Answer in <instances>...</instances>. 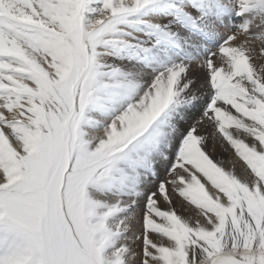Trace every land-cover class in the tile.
Masks as SVG:
<instances>
[{"label": "snow or ice", "instance_id": "1", "mask_svg": "<svg viewBox=\"0 0 264 264\" xmlns=\"http://www.w3.org/2000/svg\"><path fill=\"white\" fill-rule=\"evenodd\" d=\"M0 264H264V0H0Z\"/></svg>", "mask_w": 264, "mask_h": 264}, {"label": "rangeland", "instance_id": "2", "mask_svg": "<svg viewBox=\"0 0 264 264\" xmlns=\"http://www.w3.org/2000/svg\"><path fill=\"white\" fill-rule=\"evenodd\" d=\"M200 80L203 79V73H201L200 75ZM199 83V81H198ZM213 132V126L211 125H207V126H203L200 128L199 130V134L203 135V134H208L209 136V141L208 143L205 145V148H206V151H208L209 155L212 157L213 160H223L224 161V166L226 168H230V164H229V158L232 159V160H237L236 162L237 163V166H238V172L237 173H240L241 172V166L243 164L242 161H240L233 149L226 143V142H223L222 140H220L219 138L215 141H213L211 139V133ZM251 142V141H249ZM224 144L227 148V150L224 149ZM227 151V153H226ZM240 168V169H239ZM161 178L163 179L164 178V173L163 171H161ZM173 195V200H174V203H175V206L178 210V212L181 214V215H184V211L183 209L181 208L180 206V198L178 196H176L175 194H172Z\"/></svg>", "mask_w": 264, "mask_h": 264}, {"label": "bare ground", "instance_id": "3", "mask_svg": "<svg viewBox=\"0 0 264 264\" xmlns=\"http://www.w3.org/2000/svg\"><path fill=\"white\" fill-rule=\"evenodd\" d=\"M197 75H198V77L200 78L201 73H198ZM224 149L227 150L225 144H224ZM226 153H227V151H226ZM228 161H229L230 167H232L231 161H235V160H232V159L229 158ZM236 161H237V160H236ZM236 161H235V170H236V172H238V170H237V169H238V166H237V163H238V162H236ZM239 167H241V166H239ZM239 169H240V168H239ZM238 174H239V173H238Z\"/></svg>", "mask_w": 264, "mask_h": 264}]
</instances>
